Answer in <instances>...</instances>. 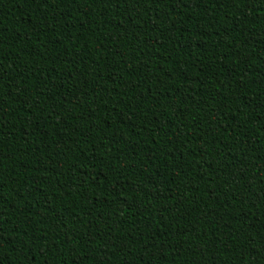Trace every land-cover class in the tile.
Here are the masks:
<instances>
[{
	"label": "trees",
	"instance_id": "16d2710c",
	"mask_svg": "<svg viewBox=\"0 0 264 264\" xmlns=\"http://www.w3.org/2000/svg\"><path fill=\"white\" fill-rule=\"evenodd\" d=\"M0 264H264V0H0Z\"/></svg>",
	"mask_w": 264,
	"mask_h": 264
}]
</instances>
